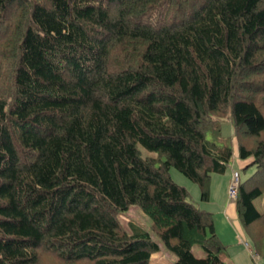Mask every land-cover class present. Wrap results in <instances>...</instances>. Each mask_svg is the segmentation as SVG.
I'll list each match as a JSON object with an SVG mask.
<instances>
[{"label": "trees", "instance_id": "1", "mask_svg": "<svg viewBox=\"0 0 264 264\" xmlns=\"http://www.w3.org/2000/svg\"><path fill=\"white\" fill-rule=\"evenodd\" d=\"M233 157L254 168L233 205L264 264V0H0V264H148L132 205L171 264H226L168 169L207 202Z\"/></svg>", "mask_w": 264, "mask_h": 264}, {"label": "rangeland", "instance_id": "2", "mask_svg": "<svg viewBox=\"0 0 264 264\" xmlns=\"http://www.w3.org/2000/svg\"><path fill=\"white\" fill-rule=\"evenodd\" d=\"M232 133H233V129H232V125L230 121L223 118L220 122V135L222 137H228V136H231ZM231 147L233 151H235L234 142H232ZM138 148H139L141 156H155V152L147 151L141 146H138ZM232 170L236 171L238 173L239 179L242 180L245 177L249 176L253 172L254 168L247 167L246 169H242L240 161L236 157H233L230 163L228 164V168L225 170L223 174L211 175L212 177V185L210 187L211 195H210V199H208L207 202H203L199 199V190L197 188V185L191 180H189L188 178H186L185 176H183L175 168L169 167L168 175L173 182L185 188V190L188 193L187 199L190 202H192L198 208L206 209L212 212V218L215 222H217L216 224L218 226L219 223H223V221L218 222L219 218L221 219V216L217 213L216 211L217 207L213 203H211V201L213 199L220 200L221 198V195H220L221 193L219 189L220 181L221 179H223V177H226V180H228L229 179L228 177L231 174ZM229 199L232 200L231 198ZM232 202L234 201L232 200ZM252 203L258 211L263 212L264 211V192L260 196L254 198L252 200ZM120 219L125 227H127L126 226L127 222H132L133 224L139 225L141 228L147 230L150 233L153 240L158 242L160 248L158 251L150 255L148 264H171L172 262L175 261L176 256L172 252L166 250L164 246L162 245V243L160 242L159 238L150 231L149 229V226L151 223L150 219L137 206H134V205L130 206L120 216ZM234 221L237 223L238 227L241 229L240 230L241 235L238 236L241 242H238L237 240H235L237 246L231 245L230 247H227L228 251L233 253V256L231 260L228 259L226 261V264H228V261H230L229 264H263L262 260L254 253V249L252 247V241L250 237L247 235L245 230L241 228L236 218L234 219ZM231 225L233 228H236L235 225L233 224ZM242 241H245L247 243L246 247L243 246L244 244ZM222 244L225 246V249H226V244L225 243H222ZM239 249H241L242 255L240 256L239 260H237L235 255ZM191 250L195 257L203 256V251L201 250L199 246L194 245L191 248Z\"/></svg>", "mask_w": 264, "mask_h": 264}, {"label": "crops", "instance_id": "3", "mask_svg": "<svg viewBox=\"0 0 264 264\" xmlns=\"http://www.w3.org/2000/svg\"><path fill=\"white\" fill-rule=\"evenodd\" d=\"M228 178H230V175ZM210 182H211L210 183V187H211L212 177H211ZM228 182H229V179L226 180V177H223V179H221L220 186H219L221 198L220 200L213 199L211 203H213L217 207L216 211L221 216V219L219 218L218 222L223 221V223H219V225L217 226L216 224L217 222H215L212 218L214 232L218 236L221 243L226 244V251L228 254V259L231 260L233 253L229 252L227 247H230L231 245L237 246L235 240H237L238 242H241L240 238L238 237L239 235H241V231H240L241 229L238 227L237 223L234 221V219L236 218L235 211H234V205H233L232 200H230L227 196ZM209 199H210V196H209ZM231 224L235 225L236 228H233ZM242 242L244 244L243 246L246 247L245 241H242ZM241 252H242L241 249L237 251L235 255L237 260H239L240 256L242 255ZM229 263L230 261H228V264Z\"/></svg>", "mask_w": 264, "mask_h": 264}, {"label": "built area", "instance_id": "4", "mask_svg": "<svg viewBox=\"0 0 264 264\" xmlns=\"http://www.w3.org/2000/svg\"><path fill=\"white\" fill-rule=\"evenodd\" d=\"M238 182H239L238 173L236 171L232 170L231 174H230L228 186H227V196H228V198H231L232 200H234L236 187H237ZM245 246H246V244H245Z\"/></svg>", "mask_w": 264, "mask_h": 264}]
</instances>
